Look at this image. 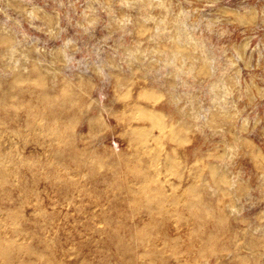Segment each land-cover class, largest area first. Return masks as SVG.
<instances>
[{"label": "rangeland", "instance_id": "rangeland-1", "mask_svg": "<svg viewBox=\"0 0 264 264\" xmlns=\"http://www.w3.org/2000/svg\"><path fill=\"white\" fill-rule=\"evenodd\" d=\"M0 264H264V0H0Z\"/></svg>", "mask_w": 264, "mask_h": 264}]
</instances>
